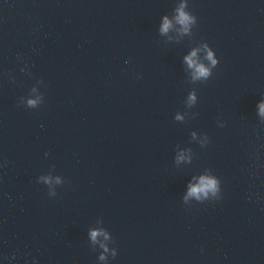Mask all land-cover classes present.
<instances>
[{"label": "clouds", "instance_id": "clouds-1", "mask_svg": "<svg viewBox=\"0 0 264 264\" xmlns=\"http://www.w3.org/2000/svg\"><path fill=\"white\" fill-rule=\"evenodd\" d=\"M185 7H186V4H182L179 8L176 9V12H177L176 19L179 24L185 26L184 30L187 31L188 30L187 26L190 24H194L196 22V17L193 15H190L188 12H185L184 11ZM170 27H171V22L168 20L167 17H165L160 31L162 33H166ZM195 56H196V52L193 51L191 55L185 58L189 67H193L195 69L193 78L194 79H199V78L206 79L207 77L210 76L211 70L210 68L205 67L203 64L197 63L193 59V57ZM207 59L211 61L212 66H215L217 64V61L214 58L213 52L211 50H209L207 53ZM195 101H196L195 94L190 93L188 97V103L191 105V104H194ZM36 103L37 101L35 100H28L27 102L29 107H35ZM259 111H260V115L264 116V101H262L259 104ZM176 119L179 120V119H182V117L178 115ZM180 158L182 159L183 157H180ZM219 183L220 182L212 176H208V175L201 176L199 178L198 184L189 186L188 196L196 197L197 200H199L201 196L207 197L209 193L215 196L220 191ZM185 199H187V197H185ZM90 235H91L92 240L95 241L99 233L96 231H92ZM113 255L115 256L116 253L113 252ZM101 259H104V257L101 256Z\"/></svg>", "mask_w": 264, "mask_h": 264}]
</instances>
